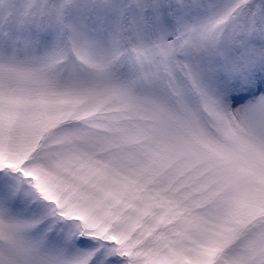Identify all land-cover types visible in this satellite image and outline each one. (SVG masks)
<instances>
[{
	"label": "snow or ice",
	"instance_id": "obj_1",
	"mask_svg": "<svg viewBox=\"0 0 264 264\" xmlns=\"http://www.w3.org/2000/svg\"><path fill=\"white\" fill-rule=\"evenodd\" d=\"M0 264H264V0H0Z\"/></svg>",
	"mask_w": 264,
	"mask_h": 264
}]
</instances>
